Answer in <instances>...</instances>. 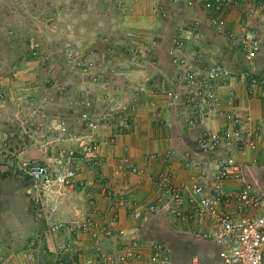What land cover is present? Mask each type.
Masks as SVG:
<instances>
[{"label": "crops", "instance_id": "0c3cea01", "mask_svg": "<svg viewBox=\"0 0 264 264\" xmlns=\"http://www.w3.org/2000/svg\"><path fill=\"white\" fill-rule=\"evenodd\" d=\"M207 1L182 0L181 3H175V0H145L142 3V8H138L139 11L131 16V31L134 37H138L137 40L131 38L134 43L137 41V56L118 52L120 57L115 64L119 62V65L114 66L119 76L116 83L107 88L111 96H106L105 110L94 111L97 120L100 121L104 116L106 121L98 125L92 138L97 147L96 153H87V161L80 163L81 183L71 191H64L62 195L49 197L47 203L41 206L36 204L32 179L25 172L29 181L26 197L20 193L16 195L14 191L17 188L12 189L9 196L14 197V204L22 208L29 199L28 204L31 200L33 212L37 214L39 210L42 220H45L44 217H50L52 223L63 221L76 212L91 214L98 225L108 226L112 216L118 214V222L114 224V237L104 241L103 249H110L122 242L127 244L131 237H137L140 240L139 258L133 264H194L195 259L196 264H223L218 256L220 247L203 238V235L212 232V225L208 221L198 223L179 219L173 215L170 207L172 204L168 201L159 203V214L150 215L148 221L147 217H134L136 209H146L157 204L158 187L155 178L166 173L167 166L171 165L174 170L175 185L190 183L197 174V169L192 168L191 164L202 161L204 155L199 145L201 129H192L189 123L191 110L183 105L177 95L178 74L181 70H202L220 61L227 65L236 77L250 71L249 68H252L257 76H264V0L231 1L221 12L220 18L229 32L237 36L236 39L221 36L214 30L210 22L214 14L204 6ZM248 31L258 32L263 39L262 48L252 67L245 61L239 41ZM175 36H183L185 41L184 49L178 51L176 56H190L185 67L173 65L171 57L167 54V48L173 44ZM114 86H117L114 90L120 91V95L112 93ZM217 87L224 101L231 96L236 97L239 115L248 125L261 130L262 136L258 139L257 149L249 150L246 156L241 154L238 158L242 163L249 164L245 168L247 179H263L264 97L249 96L241 79L221 82ZM105 89L102 87L97 95L101 94V98H104ZM136 97L139 98V104L131 112L132 120L129 123L125 124L124 117L118 113L108 116L109 106L119 108ZM112 100L119 103L111 104ZM212 118L209 128L222 131L226 129L228 122L223 116ZM57 125L56 123V127ZM66 130L64 133L58 126L57 130L53 129L54 132L45 131L41 151L30 154L33 160L53 165L56 162L54 160L59 159L63 146L66 143L68 148L72 146L68 144L73 136L67 137L70 134L69 127ZM112 138L117 140L116 144H111ZM90 140L91 137H87V143ZM53 142L58 143L51 149L49 144ZM153 154L159 156L153 159ZM125 159H128L129 165L143 169L144 174L126 172V164L123 162ZM254 160L258 162L256 166L252 164ZM20 170L23 169L20 167ZM21 175V172L14 171L17 179H20ZM17 183L18 181L10 180L9 185L15 187ZM229 187L239 189V185L234 183ZM14 208L16 210V206ZM228 211L235 212L236 206H229ZM43 225L46 226L45 223ZM45 235L46 237L41 236L46 239L50 252L52 255L55 253V257L61 245L68 243L71 238L74 239L72 247L75 250L83 249L87 257L96 255L97 245L95 246L89 235L71 234L66 230L61 233L51 231ZM156 246L161 248L155 250ZM25 254L19 256V253L13 252L6 255V264H38L36 261L29 262Z\"/></svg>", "mask_w": 264, "mask_h": 264}, {"label": "rangeland", "instance_id": "374dc122", "mask_svg": "<svg viewBox=\"0 0 264 264\" xmlns=\"http://www.w3.org/2000/svg\"><path fill=\"white\" fill-rule=\"evenodd\" d=\"M144 1L0 0V237L6 255L30 250L38 264H60L41 236L50 232L47 220L33 212L31 200L22 209L9 194L17 188L15 194L26 197L29 181L20 167L41 151L45 131L54 132L63 121L61 130L69 127L67 137L73 136L69 149L87 159L79 148L87 130L71 112L80 114L88 102L95 105L91 111L102 110L107 88L119 76V53L138 47L131 41L138 39L131 16ZM102 87L104 98L97 95ZM13 170L23 174L20 179ZM10 180L24 186L11 187Z\"/></svg>", "mask_w": 264, "mask_h": 264}, {"label": "built area", "instance_id": "2783aa9c", "mask_svg": "<svg viewBox=\"0 0 264 264\" xmlns=\"http://www.w3.org/2000/svg\"><path fill=\"white\" fill-rule=\"evenodd\" d=\"M231 1L246 2L247 0H208L204 6L214 14L210 21L214 30L221 36L236 39L237 36L229 32L225 22L220 18L221 12ZM181 2L182 0H175V3ZM239 41L245 61L252 67L261 50L263 39L258 32L248 31ZM173 44L175 47L170 52L173 55V64L177 67H185L189 63L190 56L175 55L176 51L184 49V38L175 36ZM249 70L236 77L234 72L220 61L202 70H181L178 74L177 95L183 105L191 110L189 123L192 129H201L199 145L204 155L202 161L192 162L191 167L197 169V174L190 183L175 185L174 170L171 165L167 166L166 173L155 178L158 187L157 204L146 209H136L134 212L135 218L146 219L150 213L159 210V203L170 200L172 204L170 207L175 217L198 223L208 221L212 225V232L203 235V238L213 241L220 247L218 256L223 264H264V178L247 179L245 168L249 164L242 163L238 158L241 154L246 156L249 150L257 149V142L262 132L248 125L239 115L237 98L231 96L224 101L217 87L221 82L241 79L246 85L249 96L264 97V76H257L252 68ZM138 104L139 98L136 97L131 102L120 105L121 109L123 108L120 115L124 117L125 124L132 120L131 112ZM93 105V102H88L87 108L79 114L81 124H84L89 132L82 139L80 138L79 144L80 150L86 154L87 150L90 154L96 152L97 147L92 138L98 125L106 121L104 116L100 121L95 118L97 115L91 111ZM111 114L108 112V116ZM219 115L228 122L223 131L208 127L211 118ZM64 125V121L61 122L60 128H66ZM87 137H91L88 143ZM110 142L116 144L117 140L112 138ZM77 152H79L77 149H62L59 159H55L53 165L37 162L23 164L24 168H22L32 179V189L37 202L43 197H50L53 194L62 195L64 191L74 189L79 171ZM158 156L159 154H153L151 158L155 159ZM123 162L126 164V172L144 174L143 169L129 165L128 159ZM257 163L256 160L252 162L253 166ZM231 183L239 185V189H231L229 187ZM231 205L236 206L235 212L228 211ZM113 216L108 226L98 225L91 215L87 216V213H75L64 221L49 222L50 232L61 233L66 230L77 235H89L95 246L97 245L94 257H87L83 249L73 250L70 241L61 245L58 251L61 255L58 257L60 264H133L139 258L138 239L131 237L127 244L122 242L110 249H103L104 241L114 237V224L119 218L118 214ZM160 248L156 246L155 250ZM25 258L31 263L36 261L33 252L25 254ZM196 263L195 259L194 264ZM0 264H6L5 249L1 241Z\"/></svg>", "mask_w": 264, "mask_h": 264}, {"label": "clouds", "instance_id": "9594fccd", "mask_svg": "<svg viewBox=\"0 0 264 264\" xmlns=\"http://www.w3.org/2000/svg\"><path fill=\"white\" fill-rule=\"evenodd\" d=\"M183 37V36H182ZM175 38V37H174ZM172 43H173V41H172ZM175 46H174V44H170V46L167 48V54L171 57V59H172V57H173V55H171V50L174 48ZM262 48V47H261ZM177 52L178 51H176L175 52V55L177 54ZM130 54L134 57H136L137 56V53H136V51H135V48H133L132 49V51L130 52ZM131 56V57H132ZM172 63H173V61H172ZM174 65V64H173ZM63 149V148H62ZM62 149H61V151H62ZM60 151V152H61ZM85 153V152H84ZM87 153H89L88 152V150H87ZM96 153V152H95ZM95 153H93V154H91V155H94ZM86 154V153H85ZM90 154V153H89ZM76 156H77V153H76ZM86 157H87V154H86ZM77 158H78V160H77V162H78V165H79V171H78V177H77V180H76V185H75V187H74V189L77 187V185H79V183H81L80 182V179H79V173H80V163H84V162H86L87 161V159H83V160H81V158H79L78 156H77ZM33 162H37V163H41V164H47V163H44V162H38V161H33ZM95 162H93V164H94ZM23 169V168H22ZM24 170V169H23ZM25 171V170H24ZM26 172V171H25ZM27 173V172H26ZM28 175V174H27ZM71 190H73V189H70V190H67V192L68 191H71ZM53 195H55V194H53ZM53 195H51V196H53ZM107 195V194H106ZM50 196V197H51ZM48 199H49V197H43L42 198V200L40 201V202H37L36 201V204L38 205V204H40L41 206L45 203H47V201H48ZM36 200V199H35ZM39 211V210H38ZM38 211H37V215L39 216V218H42V216H41V214L40 213H38ZM76 213V212H75ZM74 212L72 213V215H74L75 214ZM89 215H91V214H89ZM89 215H87V216H89ZM91 216H93V215H91ZM71 217V216H70ZM69 217V218H70ZM44 219H46L47 221V224L50 222L51 223V218L50 217H44ZM66 219H68L67 217H66ZM65 219V220H66ZM49 220V221H48ZM60 221H62V220H60ZM64 221V220H63ZM56 222H59V221H56ZM55 223V222H54ZM49 226V225H48ZM71 233V232H70ZM71 234H75V233H71ZM77 235V234H76ZM134 238H136V239H138L137 237H134ZM139 240V239H138ZM0 241L3 243V241L0 239ZM140 241V240H139ZM70 242L71 243H73L74 242V239H72L71 238V240H70ZM69 243V242H68ZM3 246L5 247V245H4V243H3ZM72 246V245H71ZM73 250H75L74 248H73ZM29 251V250H28ZM27 251V252H28ZM36 251V250H35ZM58 251H59V249H58ZM37 252V251H36ZM5 255H6V252H5ZM59 256H61L58 252H57V257H59ZM58 261H59V258H58Z\"/></svg>", "mask_w": 264, "mask_h": 264}, {"label": "trees", "instance_id": "16d2710c", "mask_svg": "<svg viewBox=\"0 0 264 264\" xmlns=\"http://www.w3.org/2000/svg\"><path fill=\"white\" fill-rule=\"evenodd\" d=\"M158 47V45H156V48ZM155 48V47H154ZM132 49H133V47H131V50H129V52H131L132 51ZM156 51H158L157 49H156ZM155 51V52H156ZM169 56V55H168ZM167 58V57H166ZM169 58H170V56H169ZM170 61H171V58H170ZM160 62V61H159ZM172 62V61H171ZM173 64V63H172ZM118 84V87L120 86V84L119 83H117ZM117 86H114L112 89H113V91H112V93H114V94H118V95H120V91H118L117 89H115L114 90V88H116ZM121 87V86H120ZM119 87V88H120ZM111 96V92L109 93V95H108V98ZM129 102H131V101H129ZM102 103H103V106H102V110H105V106H107L106 105V103H105V100H103L102 101ZM117 103H119L117 100H112V102H111V104H117ZM110 103H109V105H111ZM123 104H125V103H123ZM95 105H93V107H94ZM92 108V107H91ZM120 109H121V106H119V108H117V107H115L114 105H111V106H109V109H107V111L108 112H110V113H112V114H114V115H116L117 113L118 114H120L122 111H123V108L121 109V111H120ZM92 110V109H91ZM117 110H119V111H117ZM94 112V111H93ZM71 114H72V116H73V119L75 118H77V120H78V117L77 116H79L77 113H76V115H75V113L74 112H71ZM84 128H85V126H84ZM153 214H155V215H157V214H159V210L158 211H156V212H152V213H150L148 216H147V221H148V219L150 220V215H152L153 216ZM206 240V239H205Z\"/></svg>", "mask_w": 264, "mask_h": 264}, {"label": "water", "instance_id": "95a60500", "mask_svg": "<svg viewBox=\"0 0 264 264\" xmlns=\"http://www.w3.org/2000/svg\"><path fill=\"white\" fill-rule=\"evenodd\" d=\"M168 203H170V200H168Z\"/></svg>", "mask_w": 264, "mask_h": 264}]
</instances>
